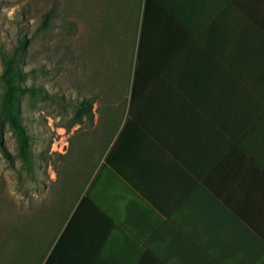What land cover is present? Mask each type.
Returning a JSON list of instances; mask_svg holds the SVG:
<instances>
[{
  "label": "crops",
  "instance_id": "1",
  "mask_svg": "<svg viewBox=\"0 0 264 264\" xmlns=\"http://www.w3.org/2000/svg\"><path fill=\"white\" fill-rule=\"evenodd\" d=\"M241 5V11L236 15L232 2L195 0L193 19L188 17L189 14L184 15L187 24L193 21L194 31L182 29L177 36V48L170 49L176 50L177 59L174 58L173 63L178 69L194 73V80L183 79L184 85L195 83L194 95H188L184 89L179 97L180 102L193 104L175 112L176 119L173 111L172 117L168 112L164 116L167 122L161 129L158 120L156 126L146 132L140 127L129 129L127 144L137 143L140 149L116 159L123 172L133 174L139 180L140 188L153 204L127 189L117 175L103 177V182L95 189L93 187V195L104 202L103 206L95 209L87 203L82 222L84 226L96 227L97 235L104 229L108 232L102 241L104 247L98 255H85L80 263L69 260L67 264H264V159L261 165H256L257 173L253 171L252 161L246 172V194L241 195L246 199V226L208 186H213L227 198L235 195V179L229 175L228 164L219 159L221 118L219 95L214 87L220 78L228 82L229 74L236 69L242 70L246 84L255 80L250 73L251 58H246L247 53L258 51L253 47L246 48V38L255 33L246 30V5L249 4L242 0ZM143 13L144 0H141L136 21L139 24L137 48ZM153 18H156L155 23L162 20ZM155 40L145 41L149 42L145 45L147 63H155L167 54L164 45L158 42H163L162 36ZM261 74L260 79L264 82V71ZM132 79L124 121L60 232L43 252L39 264L46 263L119 140L128 118ZM249 92L251 88L246 86V113H251L257 106V100L249 97ZM112 180L118 184L108 182ZM104 211L109 215L108 221ZM97 241L101 240H93L88 245H97Z\"/></svg>",
  "mask_w": 264,
  "mask_h": 264
},
{
  "label": "rangeland",
  "instance_id": "2",
  "mask_svg": "<svg viewBox=\"0 0 264 264\" xmlns=\"http://www.w3.org/2000/svg\"><path fill=\"white\" fill-rule=\"evenodd\" d=\"M140 1L0 0V75L1 52L25 36L21 82L41 91L21 101L30 167L14 130L2 134L0 264H39L124 121ZM85 99L94 117L78 121Z\"/></svg>",
  "mask_w": 264,
  "mask_h": 264
},
{
  "label": "trees",
  "instance_id": "3",
  "mask_svg": "<svg viewBox=\"0 0 264 264\" xmlns=\"http://www.w3.org/2000/svg\"><path fill=\"white\" fill-rule=\"evenodd\" d=\"M218 1L235 4L234 11L236 15L241 11L242 0ZM246 2L249 4L246 5V30L255 33L253 37L246 38V48L253 47L258 50V53H247L248 56H246L247 59L251 58L249 61L253 63L252 72L250 73L255 80H251L246 84V78L243 76L242 70L236 69L232 75L229 74L228 82L220 78L216 82V87H214L219 95L218 110L221 118L219 122V143L221 145L218 152L219 159L228 164L229 171H231L229 175L233 177V180L235 179L233 187L235 195L227 198L219 190H215L213 186L208 185L212 193L245 226L246 199H243L241 195L242 193L246 194V172L249 171L250 161H252L255 165L253 171L257 173L256 165H261V160L264 159V82L260 79L261 73L264 71V51L262 52L264 48V0H246ZM194 4L195 0H144V13L126 124L112 152L103 163L102 169L94 180L89 193L81 199L76 212L45 264H67L69 260L80 263L85 255L87 257L98 255L99 251H102L101 249L104 247L102 241L106 238L108 232L104 229L97 235L98 230L96 227L83 225L82 214L88 204L95 209L103 206L104 202L93 195V190L103 182V177L117 175L127 189L135 191L142 199L153 204V200L149 195L140 188L139 180L135 179L133 174L123 172L117 166L116 159H118L117 156L127 153L134 154L140 149L137 143L127 144L129 143L127 141L129 129L140 127L146 132L151 127L156 126V120H158V127L161 129L164 123L167 122L164 120V116L168 112L171 114L173 111L175 115L173 117L176 119L177 114L175 112L193 104L180 102L179 97L183 95L181 91L184 89H186L188 95H194L196 90L195 83L192 82L194 73L183 72L178 69V66L173 63L174 58L177 59L176 50L170 48H177L179 44L177 36L183 31L182 29L188 28L191 32L194 31L193 21L189 25L183 19L186 14H189L188 17L193 19ZM153 16L162 20L155 23L156 18H153ZM44 22H47V18ZM160 36H162L163 42L157 41L164 45L163 49L167 54L164 57L161 56V60H157L155 63H147L145 60V45L149 42L145 43V41L152 39V42H156L155 38L157 39ZM173 38L175 39L173 40ZM241 43L240 40V48ZM27 46L28 38L22 36L10 53L1 52L3 70L0 75L2 85L0 94V146L6 153L2 143V134L5 125L8 124L15 132L21 156L26 165L30 167L32 164L29 146L30 136L23 121L19 118L21 101L25 93L30 92L41 95V91L34 86L27 87L21 82L20 59ZM154 57L156 58V55ZM183 79L193 80L191 84L184 85ZM246 86L251 88V92L248 94L249 97L257 100V106L251 113H246ZM85 115L91 120L94 117L93 101L88 99L82 100L76 110L78 121H81ZM175 123L179 124L177 120ZM116 128L118 130L119 126H116ZM226 132H228V135ZM159 139H161V135ZM202 179L208 183L205 177ZM108 182L118 184L115 180ZM106 214L108 221L109 215ZM91 236H94V238ZM93 240L101 241H97L99 242L97 245L89 246L88 244Z\"/></svg>",
  "mask_w": 264,
  "mask_h": 264
}]
</instances>
